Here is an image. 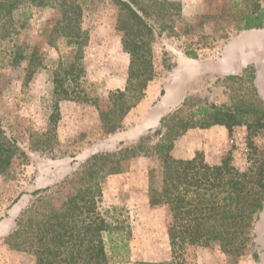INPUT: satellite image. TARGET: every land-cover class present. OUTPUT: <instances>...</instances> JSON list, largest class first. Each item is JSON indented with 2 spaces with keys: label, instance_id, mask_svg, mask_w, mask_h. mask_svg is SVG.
<instances>
[{
  "label": "trees",
  "instance_id": "obj_1",
  "mask_svg": "<svg viewBox=\"0 0 264 264\" xmlns=\"http://www.w3.org/2000/svg\"><path fill=\"white\" fill-rule=\"evenodd\" d=\"M109 1L117 10L116 30L122 49L130 57L125 89L111 94L114 104L108 113L100 112L104 133L114 134L122 129L124 118L140 103L155 77L151 42L155 36L174 34L171 23L181 8L167 0ZM236 1L232 5L242 4L243 11L232 17L235 29H264L262 0ZM31 8L52 11L42 37L50 47L56 48L62 41L67 48L50 61L51 85L45 103L49 109L47 134L54 136L60 104L86 100L76 88L85 74L83 51L89 35L82 27L80 0H0V48L15 40ZM153 17L155 27L145 20ZM185 55L195 58L194 53ZM4 60L6 67L20 66L24 47L14 43ZM220 80L216 84L226 87L225 103L187 98L161 118L156 130L148 131L132 145L120 143L115 152L93 154L72 175L33 191L31 203L4 239L7 249L29 255L34 264H129V226L121 209H102L103 185L109 177L124 173L129 161L149 158L156 165L147 175L148 204L167 211L171 257L165 262L131 264H185V251L196 246L216 247L235 263L247 255L255 247L254 232L264 211V149L254 143L264 136V101L251 66ZM215 126L223 127L228 136L235 128L244 127V171L232 164L229 154L214 165L201 153L190 159L171 155L176 142L188 131ZM153 137L158 141L152 142ZM25 160V152L0 123V175L9 176L13 166L25 165ZM252 252L254 263L259 264L261 253Z\"/></svg>",
  "mask_w": 264,
  "mask_h": 264
},
{
  "label": "rangeland",
  "instance_id": "obj_2",
  "mask_svg": "<svg viewBox=\"0 0 264 264\" xmlns=\"http://www.w3.org/2000/svg\"><path fill=\"white\" fill-rule=\"evenodd\" d=\"M167 1L179 4L181 12L171 23L174 34L155 36L150 45L153 79H165L158 98L167 95L174 98L181 94V86L185 85L188 89L185 99H199L215 105L225 103V85L215 82L212 87L205 86L201 94V58H212L222 68H227L230 62L236 71L243 62L246 67H253L255 86L264 101V29H235L232 17L241 12L242 4L233 6L234 2L238 3L236 0ZM80 2L82 27L89 35V42L83 51L85 74L76 92L86 100L60 104L54 136L47 134L49 109L45 103L51 85L50 61L67 48L62 41L56 48L50 47L42 37V28L51 18L52 11L31 8L26 25L15 40L0 48V123L6 135L15 139L26 154L25 165H14L9 176L0 175V264H34L29 255L10 251L3 243L14 228L15 219L31 203L30 194L72 175L93 154L115 152L121 143L115 139L121 129L114 134H105L100 118V112L108 113L113 108L111 94L125 89L128 76L130 57L123 51L121 35L116 30L117 10L109 0ZM261 6L264 9V0ZM154 19L145 20L155 27ZM14 43L24 47V60L18 67H6L5 54ZM185 53H194L195 58ZM179 59L185 60L181 72H177ZM141 117L143 111L129 123ZM217 134L215 144L207 139L201 145V130L188 131L176 142L171 155L190 159L195 153H201L208 164L214 165L229 154L232 164L244 171L247 168L244 127L235 128L231 136L226 130L224 135ZM151 139L158 141L154 137ZM134 142L123 144L129 146ZM254 143L264 149V136L257 137ZM155 165L149 158L133 159L127 163L124 173L109 177L103 185L102 209H121L129 226V264L165 262L171 257L167 211L163 207L150 208L148 204L147 175ZM254 243L255 247L236 263L211 246L187 248L184 263L255 264L252 251L256 250L261 253L259 264H264V211L254 232Z\"/></svg>",
  "mask_w": 264,
  "mask_h": 264
},
{
  "label": "crops",
  "instance_id": "obj_3",
  "mask_svg": "<svg viewBox=\"0 0 264 264\" xmlns=\"http://www.w3.org/2000/svg\"><path fill=\"white\" fill-rule=\"evenodd\" d=\"M219 64V62L212 58H201V73H199L201 75V94L204 93L202 90L206 88L205 86L212 87L222 76L237 75L241 73V71L247 65L243 62L239 70L236 71L232 67V62L229 63L230 65L227 68H222L220 67L221 64ZM183 65H185V60L179 59L177 63V72L180 71ZM164 84L165 79L163 78H155L148 83L143 99L126 115L122 122L123 128L121 129V132H117L115 134V139L118 142L127 143L131 141L134 142L135 140L139 139L144 135L145 132L157 127L161 118L174 111L188 96L187 86L182 85L181 94L179 93L175 95L174 98L170 99L168 95L163 97V99L158 98L159 94L162 92ZM145 109L147 110L144 113ZM142 111L143 117L137 119V121L133 122L132 124L129 123L131 118L135 117L137 113ZM217 133L224 135L225 129L223 127L215 126L209 129L201 130V145L203 141H207V139L212 144H215L217 142L216 139H218Z\"/></svg>",
  "mask_w": 264,
  "mask_h": 264
}]
</instances>
